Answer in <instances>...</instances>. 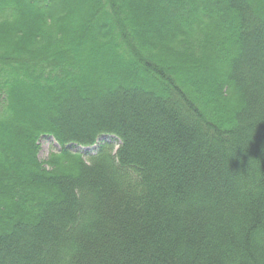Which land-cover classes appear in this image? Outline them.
Here are the masks:
<instances>
[{
	"label": "trees",
	"instance_id": "trees-1",
	"mask_svg": "<svg viewBox=\"0 0 264 264\" xmlns=\"http://www.w3.org/2000/svg\"><path fill=\"white\" fill-rule=\"evenodd\" d=\"M0 264H264V0H0Z\"/></svg>",
	"mask_w": 264,
	"mask_h": 264
},
{
	"label": "rangeland",
	"instance_id": "rangeland-1",
	"mask_svg": "<svg viewBox=\"0 0 264 264\" xmlns=\"http://www.w3.org/2000/svg\"><path fill=\"white\" fill-rule=\"evenodd\" d=\"M42 140L40 141V153H39V159L43 162L47 161L49 156L51 154H56L61 151L60 146L57 144L56 141H54L53 138H48L44 137L41 138ZM100 142H105L107 144H112L115 149H114V154L116 153L117 149L119 148L118 146V141L109 137V138H102ZM71 151L75 154L79 153L82 155V157L88 161H90V157L95 156V154L98 152V146L94 147H88V148H82V147H69Z\"/></svg>",
	"mask_w": 264,
	"mask_h": 264
}]
</instances>
